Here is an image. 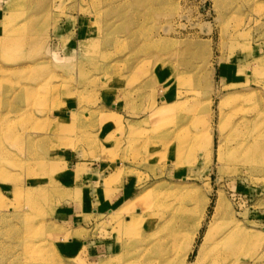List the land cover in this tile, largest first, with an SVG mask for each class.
Wrapping results in <instances>:
<instances>
[{
  "label": "rangeland",
  "instance_id": "obj_1",
  "mask_svg": "<svg viewBox=\"0 0 264 264\" xmlns=\"http://www.w3.org/2000/svg\"><path fill=\"white\" fill-rule=\"evenodd\" d=\"M240 122L264 143V0H0V264H264Z\"/></svg>",
  "mask_w": 264,
  "mask_h": 264
},
{
  "label": "bare ground",
  "instance_id": "obj_2",
  "mask_svg": "<svg viewBox=\"0 0 264 264\" xmlns=\"http://www.w3.org/2000/svg\"><path fill=\"white\" fill-rule=\"evenodd\" d=\"M42 69H45V67H41ZM178 100V95L176 96ZM179 101V100H178ZM178 101L175 102V105H179L178 104ZM181 103V102H180ZM167 109V108H166ZM165 110H162V111H166ZM162 111H157V112H150V113H146V115H148V119L147 120H150L151 118L155 119V117L157 118V116L159 117V115H161V112ZM195 119V118H194ZM244 122V121H243ZM243 122H240V123H237L236 127L234 128V131L230 133V139L231 141L233 140L235 142V145L233 146V150H232V154H231V160L234 161V162H240V160H243L245 162L246 159L250 160V158L252 157V155L254 154V157H257L260 155L261 151L263 150L262 149V145L264 144L261 139H259L258 137H256V135H252L253 138L251 139L248 138L247 136H242V132H240L242 129L245 128V124H243ZM165 134V133H164ZM251 134V133H250ZM160 136L159 137H156V138H151L148 140V142H150L152 145L150 147H152L155 142H158L157 140H159V138L162 140H164L166 137V135L163 136V132L161 134H159ZM249 136V135H248ZM243 137V138H242ZM148 138V137H147ZM179 139V138H177ZM250 139V140H248ZM208 140V139H207ZM208 144H209V141H208ZM179 143H176L175 145H173L174 150H177L179 147L178 146ZM201 146V145H200ZM193 147L196 148V143L193 142ZM198 147V146H197ZM264 147V146H263ZM193 148V150H194ZM179 151V150H178ZM263 153H261L262 155ZM260 155V156H261ZM32 189V188H30ZM197 199V194H189L187 197H186V200L189 201V202H193V201H196ZM206 212V211H205ZM204 212V213H205ZM116 212H112V214L110 215H114ZM203 213V212H202ZM189 214H190V211H189ZM120 215V214H119ZM124 215V214H123ZM116 216H112V218H114ZM118 217V216H117ZM116 217V218H117ZM120 217V216H119ZM142 217V216H140ZM135 218V217H134ZM118 219V218H117ZM134 221L132 220L129 225H133ZM122 235V234H121ZM235 237L238 239V244H237V250H238V245L241 246V248H243V244L245 243L246 245L248 244V242L250 243L251 240L249 239L248 236L244 235V233H238L235 235ZM121 239V238H120ZM118 239V242L119 240ZM220 239V237H219ZM218 240V238H217ZM121 241V240H120ZM248 241V242H247ZM223 243H221V241H216L214 244H213V247L211 249V253H210V256L209 258L206 260V264H228V257L226 256H223ZM190 248V246L188 247V249ZM236 248V247H235ZM202 252V251H201ZM200 252V253H201ZM235 252V251H234ZM237 252V251H236ZM236 252L234 253L235 255ZM189 258V255H187V259Z\"/></svg>",
  "mask_w": 264,
  "mask_h": 264
},
{
  "label": "crops",
  "instance_id": "obj_3",
  "mask_svg": "<svg viewBox=\"0 0 264 264\" xmlns=\"http://www.w3.org/2000/svg\"><path fill=\"white\" fill-rule=\"evenodd\" d=\"M91 167V168H88V166ZM90 164V163H86V165H84L85 167L83 168V171H87L88 173H86L83 177V181L86 183L85 180H90L92 181V183L96 182L98 183L100 180H101V176L103 175V172L104 170H106L107 168L105 167H108V165H104V164H100L99 165V169H98V164ZM79 166V167H77ZM80 166H83V164H76V167H75V173L80 169ZM68 168L70 170L73 169V167H70L68 166ZM115 176V172L113 174H111V177H114ZM114 181H117V179H113ZM109 181V179L107 180V182ZM122 180H120L121 182ZM122 185H120V189L118 191V193L114 194L113 195V199H108L107 198V194L105 192V189L102 187L101 188H98L97 191H98V195L100 196H103V200L101 201V203H99V206L97 205V210H93L94 211V214H98V213H104L105 211L111 213L112 210L111 208H115L117 207L118 205H120L121 203H124L126 199H129L131 197V194L128 190V188L125 187V181H122L121 182ZM86 208H91L92 206L91 205H85ZM69 219V218H68ZM71 244H74V241H70ZM66 252V250H65Z\"/></svg>",
  "mask_w": 264,
  "mask_h": 264
}]
</instances>
